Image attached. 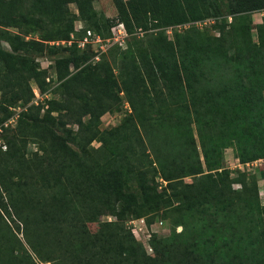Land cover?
<instances>
[{"label": "trees", "instance_id": "obj_1", "mask_svg": "<svg viewBox=\"0 0 264 264\" xmlns=\"http://www.w3.org/2000/svg\"><path fill=\"white\" fill-rule=\"evenodd\" d=\"M33 1L26 9L25 0H0V26L35 29L48 19L49 30L42 41L49 45L24 40L6 31L4 40L9 50L0 48V63L19 64L43 91L45 78L33 64L31 55L46 53L54 59L58 79H65L64 87L80 95L89 94L83 116L92 119H98L95 106L101 107L103 99H114L116 92L123 93L132 112L123 126L134 124L126 127L132 129V135L137 131L136 124L144 126L152 115L164 121L162 117H166L169 111L184 124V134L179 135L178 146H183L187 152L174 159L175 165L154 143L149 142L147 147L151 163L167 184L165 190L172 193L163 201L178 203L174 209L176 215L171 220V233L156 243L164 249L165 255L171 249H178L179 264H264V206L258 198L242 204L237 203L235 197L231 198V184H244L245 175L232 179L229 171L220 166L222 148L230 147L241 164L262 161L264 179V23L256 27V41L250 28V16L264 11V0H112L117 18L104 19L103 24L98 22L99 15L94 9L96 0ZM70 4L76 7L78 21L85 22L84 28L102 38L109 37L116 21L122 22L129 33L141 29L145 34L151 26L160 29L149 35L147 49L131 50L132 44L143 41L136 37L129 39L123 49H114L123 51L124 61L131 60L129 67L119 73L120 84L108 63L86 64L96 55L89 46L82 50L76 43L69 47L50 45L66 41L75 33L76 16L69 14ZM223 14L239 22L219 38L191 24L213 17L212 27H215L218 17ZM93 19L96 21L91 27L89 20ZM174 28L178 30L173 32ZM169 30L171 38L167 33ZM76 36L82 38L83 32ZM9 68L16 66L10 65ZM71 68L76 70L73 74H70ZM158 81L163 83L167 92L156 91ZM145 107L150 110L144 111ZM78 124L83 126L81 121ZM38 129L43 130L42 137L50 140L55 154L64 158L78 157L69 147V142L74 139L70 130L60 134L56 129ZM100 142L114 162H125L126 152L118 149L122 143L120 140L113 149L107 146L105 139ZM64 161L62 158L61 174L46 173V181L50 188L69 182L62 195L63 202L76 211L74 203L78 198L83 200L79 207L84 215L85 229V224L96 221L98 216L109 214L123 219V214L132 211L134 196L123 199L122 181L138 180L144 211L162 207V202H158L166 194L161 195L157 188L145 186L143 174L133 168L119 166L113 168V172L96 175L94 168L87 169L81 162L71 166ZM2 166L5 172L1 185L5 191L15 177L28 179L26 174L8 176L10 168L6 167L10 165L5 162ZM47 177H42L41 181ZM185 178L193 179L192 186L182 184ZM71 182L73 186L68 189ZM253 191L256 193L255 187ZM110 196L115 202H111ZM120 200L123 206L118 204ZM178 227H181L180 232H176ZM9 233L12 234V230ZM113 239L117 240V237H87L92 244L105 243L100 252L113 264L118 263V258L127 262L137 245L130 234L123 237L125 244L121 241L112 244Z\"/></svg>", "mask_w": 264, "mask_h": 264}, {"label": "rangeland", "instance_id": "obj_2", "mask_svg": "<svg viewBox=\"0 0 264 264\" xmlns=\"http://www.w3.org/2000/svg\"><path fill=\"white\" fill-rule=\"evenodd\" d=\"M33 2V0H25L24 8L28 9ZM68 9L72 17L76 16L75 24L79 22L75 5L70 4ZM94 9L99 15L100 24L104 23V19L111 21L117 18L112 0H96ZM250 20L252 38L256 41V27L264 23V15L253 14ZM94 21L96 20H89L91 27ZM238 22L239 20H235L232 16L223 14L218 17L215 27L207 24L202 29L219 38ZM48 30V19L43 20L42 26L35 29L24 26L18 28L0 26V48L9 50L4 40L6 31L19 35L24 40H34L49 45L48 42L42 41ZM159 30L151 26L142 37H136L143 41L132 44L131 50L137 52L141 48L147 49L149 35ZM177 30L174 28L173 32ZM171 34L168 35L169 38L172 37ZM101 46L102 49L96 44L89 46L91 52L99 57L97 60L94 56L86 64L93 66L102 61L108 63L120 84L119 73L124 71L123 68L129 67L131 60L124 61L123 51L114 50L118 47L116 45ZM31 59L45 78L43 91L37 88L29 78V74L19 64L0 63V264H113L104 253L100 252L106 246L105 243L92 244L87 237L100 239L117 237V240H111L112 244L119 241L125 244L123 237L127 234H130L137 248L127 262L124 263L118 258V263L114 262L115 264H179L178 249H171L168 255H165L164 249L156 244L171 233L173 227L171 220L176 215L174 209L178 207V203L163 201L172 193L170 190H165L167 184L151 163L152 158L147 147L149 142L154 143L167 160L175 165L174 159H179L177 156H183L184 151L187 152L186 148L178 146L180 144L178 137L184 134V124L173 116L172 111H169L166 117H162L164 121L152 115L144 126L136 124L137 131L132 135V129L127 128L133 127L134 124L123 126L125 119L131 116L132 112L126 97L120 92L115 93L114 99H103L101 107L95 106L96 114H99L98 119L83 116L84 103L89 99V94L80 95L71 88L64 87L62 84L65 79H58L54 59L48 57L46 53L34 52ZM10 65L16 68L10 69ZM75 71L71 68L70 74ZM146 86H150L148 81ZM35 90L39 92V97L35 94ZM156 91L167 92L161 81L156 83ZM148 110L150 108L145 107L144 111ZM78 121H81L83 126L79 127ZM44 127L56 129L60 134L70 130L71 138L74 137L75 140L69 142V147L78 157L64 158L60 154H55L50 140L42 137L43 130L38 129ZM102 139H105L107 146L112 149L118 140L122 142L118 149L127 154L124 163L114 162L110 158L101 147ZM62 158L65 164L71 166L75 162H81L87 166V169L94 168L96 175L113 172V168L119 166L133 168L143 174L145 186L157 188V192L161 195L166 194L158 202L160 204L162 202V207L153 211H144L139 182L134 178L129 179L127 183L121 182V190L123 199H128V195L134 196V201H130L136 205L130 208L132 211L123 214V219L109 214L98 216L96 221L86 223L85 229L84 215L80 210L83 200L78 198L77 203H74L77 205L76 211H73L70 204L63 202L62 195L69 182L62 178L65 185L59 183L60 186L50 188L46 181L48 179L46 173L50 172L53 176L61 174ZM5 162L10 165L6 167L10 168L6 175L28 176L25 180H18L15 177L7 185L9 188L7 191L1 185L2 175L5 172L2 164ZM220 166L229 171L232 179L237 175H245L244 184H231V198L235 197L240 204L258 198L260 204L264 206L262 161L241 164L234 157L230 147H223ZM204 172L208 174L207 168H204ZM42 177H47L43 180L45 183L41 181ZM181 182L184 186H192L194 183L191 178H185ZM72 186L71 182L68 189ZM253 187L256 188V193ZM110 198L111 202H115L113 197ZM154 203L155 200L152 204ZM118 204L123 206L121 200ZM179 228L181 229L178 227L176 232H179ZM9 230H12V234Z\"/></svg>", "mask_w": 264, "mask_h": 264}, {"label": "built area", "instance_id": "obj_3", "mask_svg": "<svg viewBox=\"0 0 264 264\" xmlns=\"http://www.w3.org/2000/svg\"><path fill=\"white\" fill-rule=\"evenodd\" d=\"M261 13L262 15H264V11L260 12V14ZM214 22H215L214 19L207 18L203 21H198V22H194L191 24L195 25L199 29H202L203 26H206L207 24L212 25ZM186 27L187 25L183 26L184 29ZM81 32H83L82 38H77L76 34L81 33ZM167 33H169L170 35L171 33L170 30ZM143 34H144V31L141 29L134 31L133 33H129L127 32L126 27L122 22L116 21L110 29L109 37L102 38L99 35L93 33L91 30L85 29L82 22L79 21L75 24V33H72L68 40L53 42V43H50V45H56V46L60 45L62 47H67V46L69 47L73 43H76L77 48L84 50L86 49L87 46L94 45V44L99 46V49L100 48L102 49L101 45L104 44L105 46L109 45V47L116 45L119 48L123 49L126 46V43L128 42L129 39H131L132 37H137V38L142 37ZM98 57L99 55L95 56L97 60H98ZM37 90H35L34 92L37 95V97H39L38 96L39 92ZM178 231L180 232L181 229L179 228Z\"/></svg>", "mask_w": 264, "mask_h": 264}]
</instances>
